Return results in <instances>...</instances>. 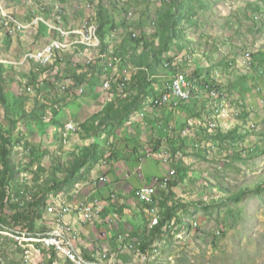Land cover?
<instances>
[{
  "label": "rangeland",
  "instance_id": "1",
  "mask_svg": "<svg viewBox=\"0 0 264 264\" xmlns=\"http://www.w3.org/2000/svg\"><path fill=\"white\" fill-rule=\"evenodd\" d=\"M8 1L11 2L12 0H1L0 4L8 12H13L14 16H16V12L11 11L6 6ZM60 1L62 2V0H57V2L55 0H14V3L19 5L18 16L24 17L27 16V12H32L34 7H41V5H43V12L48 13L50 5L55 2L51 7L53 11L52 21L57 22L59 18L65 21V14L57 12V3H60ZM173 1L69 0L72 3H70L71 5L66 4L67 1L64 2L66 23L67 27H72L71 25L74 27L65 28L67 30L79 29L78 27L81 26L84 20H87L86 22L94 20L98 23L99 16L89 17V15L94 11L98 13L100 5H104L105 8L110 10L108 11V16L113 19L116 31L113 30L115 36L111 33L108 37V44H111L112 47L107 51H103L102 48L100 54H108L112 58L110 59L111 62L118 66L119 63L114 58L115 49L117 47L120 50L124 46L132 49L126 45V42L129 41L128 39L133 34L137 35V37L133 35L134 38L143 40L138 45V56H143L145 53L153 56L156 52H162L160 24H162L161 20H165L166 23L169 5ZM192 1V11L184 13L174 11L172 15L170 14L172 20L179 18L183 20L180 28H184V40H175L174 43H170L169 51L163 53L162 57L165 62L169 60L173 62L165 63L162 69L159 67L158 78L152 79L153 77H151L150 82L153 92L156 94L158 88H162L163 84L167 85L170 76L176 73L191 75L197 67L202 70L215 68L217 72H213V77L216 80L214 81L222 84L220 93L229 98V109L225 113V118L222 117L220 112L221 100L211 98L205 99L204 101L207 102L201 103V106L205 105V110L202 111L206 112L208 109L210 111V116L203 114L198 119L199 126L205 124V132L199 128L196 130L197 133L193 130V134L180 138V141L175 144L179 145L184 140L188 147L185 151H179L181 155L176 157L171 165L166 166L169 170L173 167L176 168L179 174L172 180V183L175 182L176 184L168 189L172 200L182 207L178 216L185 220L187 224L191 222L194 228L189 229L187 227L184 229L178 226V229L171 235L163 238L158 237L157 239L154 237L153 239L150 230L153 226L158 225L160 221V209L157 207L148 215L149 219L151 217V222L147 221V217L144 215V218L140 215L135 217L133 214L134 210L124 212V209H127L131 195L129 197L119 195L114 201L118 205L121 204V207L117 208V205L114 207L118 211L114 215L115 222L107 228L97 229L94 234L80 235L82 251L89 249V247H94L100 253L105 252L111 255V264H264V190L262 193L255 191L258 186H264V83L261 82L262 78H264V0ZM83 5L85 8L80 10ZM258 9L260 10L257 11ZM130 10L133 11L134 15L131 19H128L127 12ZM38 18L42 19L43 16H37V13H30V20ZM256 18L258 19L256 20ZM39 22L26 32H19L15 38L8 36L12 38V41H9L5 30L0 26V59L5 62V64H2L4 66L3 78L5 82L0 90V131L8 132L14 130V142L17 138L22 140L21 145L16 143L13 149L12 160L14 162L22 165H30L36 162L32 165L33 171H36L38 166L41 165L51 174L53 170L52 163L57 159V156L52 157L47 146L55 140L54 143L60 144L58 142L60 139L57 140L56 135L52 133L51 125L47 128L42 126L44 129H40L36 123L39 118V115H37L39 112H41L40 116L43 117L42 122H52L53 111L46 110V112H42L41 110H36L34 114H30V107L35 102L37 94L28 95L26 93L27 76L32 75L36 65L25 63L24 57L29 51L40 50L53 38L51 35L47 40L45 33L40 32L41 34H39L38 30L32 31V29H37L39 26H44L43 22ZM22 23L26 26L31 24L28 22ZM48 23L50 24V22ZM45 27L48 29L47 26ZM51 33L56 35L51 40L52 42L58 38V35L54 32ZM178 44H180L179 47L177 46ZM179 48H182V51ZM87 52L92 53L87 54V57L97 58L99 55V53ZM247 52H250L253 58V67L250 70L244 66L247 60ZM118 55L123 57L124 61L127 60L129 62L131 59V56H125L122 50L119 51ZM75 56L77 55L66 54L64 56L65 60L61 62L62 64L58 70L53 69L51 73H60L61 68L74 67L73 64L77 65L78 63L73 60ZM116 58L118 59L119 57ZM69 59H71L72 63L69 62ZM128 64L132 66V63ZM81 65L87 66L86 63H81ZM135 69L148 71L144 67H135ZM83 70L80 69L79 71ZM256 70H258V79L255 74ZM135 71H129L131 78L134 76ZM110 78L113 83L114 77ZM97 80L96 87L99 85L102 87L97 92V95L101 97L105 94L107 99L110 94L103 91L105 79L100 77ZM193 81L197 82L198 91L202 98L207 93V97H209L210 90H214L212 85H199L198 78ZM207 84H213V82H208ZM131 85L138 86L137 78L132 79ZM46 87V89L42 90V98L44 96L50 100L54 98L58 101L67 97L61 91L60 83L57 84V88L49 85ZM27 91L29 93L32 92V86L27 87ZM118 92L121 96H124L123 90ZM137 94L138 90L136 89H131L127 92V95L132 97ZM85 95V93L79 95L80 99ZM253 95L257 98H255L256 103L253 101ZM148 98H151V96H148ZM25 99L31 101L25 105ZM80 99L74 100L72 104L79 102L78 105H80ZM150 100L147 101L150 102ZM195 100L200 99L197 98ZM202 101L200 100L199 102ZM191 108H193L191 112L194 113L196 111L195 107L192 105ZM24 109L29 111L26 117L21 116ZM53 110H56V108ZM65 110L64 113H61L62 118L72 119V114L69 113L71 110L74 112L72 106L70 109L65 107ZM152 110L149 108L146 111L147 115L148 113L151 115L154 112ZM239 113L240 115L237 117L236 114ZM157 118L160 119L159 116ZM139 120L142 121L143 119L137 117L136 112H133L129 121L117 125L113 131L102 132L100 141L106 144L108 151L113 152L114 156L117 157L119 155L123 156L124 151H121V149H124L127 145L134 148L138 140L142 139H147L146 141L156 144L157 135H160L161 131L165 128H168L169 132L171 131V126H168L170 125L169 121L164 120L163 125L160 127L161 130L156 128L155 131H152L148 127L146 129H148L149 133L147 131L146 134L140 133L139 127L144 125V122ZM144 121L146 120L144 119ZM158 123H161V121ZM182 126H178L179 130L177 133H182L184 130L181 129ZM238 126L240 127L237 134L247 132L244 133V140L240 141L238 145H232L230 141L222 144L215 138L217 130L220 129L227 134L234 131ZM132 127L133 131H130ZM109 132H111L110 135H108ZM64 136L65 133L62 137L63 143ZM69 139L70 137H68V144L65 147L69 145ZM107 140L109 141L108 144ZM92 141L93 138L84 140L83 143L80 142L79 144L90 145ZM167 145L170 147L169 143ZM35 147L40 148L38 151L41 153L38 154L37 152L35 158H33L30 151ZM68 152L72 151L68 150ZM73 152L74 155L72 157L67 155L66 161L72 160L79 153ZM121 159L118 158V161ZM30 175L29 172H23L22 174V176L31 178ZM62 175L64 176V174H61V178H63ZM88 182L89 180L85 178L82 183ZM109 187L113 189L111 186ZM243 188H249L253 191L244 195L239 203L226 200L231 194ZM66 195L68 196V193ZM60 196L53 197L51 203L46 205L45 222L51 223L55 212L50 213V207H52L53 201L57 197L63 199ZM71 200V197L68 196L66 202ZM215 200L220 204L219 208L206 210L205 205H209ZM139 209L142 211L144 206L140 204ZM9 212L6 209V214H9ZM122 221L131 223L138 231V238L132 239V241L128 237L125 240L120 238L123 241L114 239L119 235L126 236L124 230H122ZM102 231L106 232L103 236L101 235ZM27 234L24 233L21 236L7 228L0 231V264H27L24 254L33 252V249L40 246L42 255L50 251L43 249L42 244L32 241L31 236ZM11 240L13 242L17 241L16 243L24 249L23 256L19 254ZM130 243L131 248L128 246ZM143 243L148 248V255H144L141 251ZM57 256L62 257V262L65 264H71L63 258L64 256ZM42 260H44L43 256H36L33 253L30 264H41Z\"/></svg>",
  "mask_w": 264,
  "mask_h": 264
},
{
  "label": "trees",
  "instance_id": "2",
  "mask_svg": "<svg viewBox=\"0 0 264 264\" xmlns=\"http://www.w3.org/2000/svg\"><path fill=\"white\" fill-rule=\"evenodd\" d=\"M111 1V0H107ZM188 2V3H187ZM125 9V8H124ZM193 9V1L192 0H174L169 5V11L168 16L165 20H161L162 24L161 26V44H162V52L161 53H155L153 56H150L149 54L145 53L143 56L137 55V49L138 45H140L143 40L134 38L133 35L130 36L128 39L129 41L126 42V45L129 46L132 49H129L127 47H122V49L119 50V48L113 47L115 49V57L123 58L119 54V51L122 50L125 56H131V59L129 62L132 63V66H135L136 68H146L148 72H145L144 70H136L134 72V76L131 78L129 83L127 84V87L125 89H122L124 92V96H121L118 91H120V82L122 77L120 79L117 77V75L113 79L112 83V90L109 91L110 99L107 101V104L105 105L104 109L98 113L90 117L85 123L80 124L79 130L74 135H79L81 139L83 140H89L93 138L92 144L90 145H82L79 149V153L75 156V158L72 160L69 159L66 161V156L72 157L74 155V152H64L59 153L60 150L63 149L64 143H63V130L65 128V125L67 122L61 121L60 119H57L59 115V109L57 105L59 104L57 100H50L49 98L41 97V94L43 93L42 90L46 89L47 85L53 88H57V84L60 83L63 84L67 80H72L74 82V86H71L70 89L64 93L67 96L74 98L78 95H76L75 90L84 83V79L86 76L90 74V72L93 74H97V78L102 77L105 79V74L103 72L102 63L103 60H99L98 63L95 66H85V65H79L77 64V69H81L82 75H78L77 72L74 73V75L71 78H67V75L64 74V72H60L57 75H54L51 73V70L59 68L61 65V62L64 61V57L61 58L57 64L51 68H42V70L37 71V66L34 67L32 71L31 76H27L26 81V93L29 95L37 94L35 99V104L32 103L30 107V114H34V111L41 110L42 112L46 110L53 111L52 116V122L45 123L42 122V116L41 112H39V118L37 120L36 125L39 126L40 129L47 128L49 125L51 127H54L57 130L56 138L60 144V148L57 150H48L50 151L49 154H51L52 157L57 156L52 163L53 170L51 171V174H49V171H47L43 166L39 165L36 171H33V164L30 165H22L17 164L12 160V153L13 149L15 147V144L22 143V140L17 138L14 142L15 134L13 133L14 130L4 132L3 130L0 131V231H3L5 228L10 230H18L21 233L23 231H27L29 233H36V232H44L47 229V222L44 220L45 216V209L46 205L48 203H51L52 198L55 196H65L66 193H70L74 190V188L81 184L83 181H85V178L87 180L91 177L92 169L103 163L110 162L115 156L113 152H109L107 149V145L103 144L100 141L101 133L104 131H113V129L117 125H121L127 121H129V118L133 114V112H136L138 110H141L144 106L145 100L148 96L154 97L157 96L153 92L152 84L149 80V75L154 76L159 73V67L160 69L164 67L165 63H172V60H169L167 62L164 61L162 54L169 51L170 43H174L175 40H184V28H180L183 20L177 19L172 20V15L174 11L179 13L184 12H190ZM258 9L257 11H259ZM109 9L105 8V6L100 5V8L98 10V16H99V33L102 41L104 42L103 51H107L110 49L111 44H108V37L110 36L111 32L113 30H116L115 24L111 16H108ZM258 18H256L257 20ZM43 31V30H42ZM44 33V31H43ZM9 37V41H10ZM178 47L180 44L177 45ZM186 46V45H184ZM182 51V48H179ZM119 50V51H118ZM124 61V60H123ZM69 62L72 63L71 59H69ZM57 67V68H56ZM213 69H207L202 70L198 69L196 72L191 74L189 77L191 79H197L200 84H204L207 82H213L215 83L214 75L211 71ZM3 72H4V66L0 64V90L2 89V84L5 82L3 78ZM48 73L52 78H49L48 81H46L45 85L41 87H36L37 81L39 80L40 76ZM85 73V74H84ZM215 73V72H214ZM132 76V75H131ZM137 78L138 86H132L131 81L132 79ZM199 84V85H200ZM22 85V84H21ZM35 87V91L33 93H29L27 91V87ZM130 86V87H129ZM138 90V94L136 96H128L127 92L130 90ZM50 91V90H48ZM126 94V95H125ZM112 97V98H111ZM205 99H208L207 95L204 94V97L201 99L202 102H199L200 100H191L188 103L182 104L177 110L178 114L181 118L185 119L186 122L183 124L181 129L187 130L189 129L193 134V128L189 127V121L190 120H197L202 117L203 114H206L207 116H210V111L204 112L202 110H205V105L201 106V103L207 102L204 101ZM23 101V100H22ZM31 100L25 99V105L26 103L30 102ZM52 101V102H51ZM195 101V102H194ZM194 102V103H193ZM195 107L196 111L192 113L191 106ZM56 108V110H53ZM171 110V109H169ZM28 110L24 109L21 113V116H27L29 113ZM144 119V118H143ZM42 123H39V122ZM51 121V120H50ZM173 121H170V123ZM42 124V125H41ZM34 125V124H33ZM44 128H43V127ZM42 127V128H41ZM239 127H236L234 131L229 132L226 134V132H222L220 129L217 130L216 139L217 141L221 142L222 144L226 143L227 141H230L232 145H238L240 141L244 140L246 131L243 134H237L239 131ZM200 130L205 132L206 126L205 124H202L200 127ZM166 129V128H165ZM168 131V128L166 129ZM178 127L175 128V126H172L171 128V135H172V141L171 139L168 140L170 150L174 154V158L178 156V153L185 151V149L188 147L186 142L183 140L180 142L179 145H176L175 143H178L180 141V138L183 137L182 133L178 132ZM199 130V131H200ZM197 133V131L195 130ZM209 132V129H208ZM111 132L108 133L110 135ZM199 133V132H198ZM202 134V133H201ZM113 135V134H112ZM109 141L107 140V144ZM21 145V144H20ZM27 145V144H25ZM30 149V148H28ZM40 148H32L31 149V156L35 158L36 153L40 154L39 152ZM159 148H155V150H158ZM180 151V152H179ZM43 153V152H42ZM65 156V157H64ZM173 169L176 170L177 175L178 171L176 168L173 167ZM23 172H29L31 175L29 178L28 176H22ZM61 174H64L63 178H61ZM173 182V181H172ZM170 183V186H174L176 183ZM264 185V183H263ZM169 189V188H168ZM168 189L165 190H158V196L156 201V206L160 209V221L158 225L153 226L150 230L151 236L154 239V237L157 239L158 237L163 238L167 235H171L175 230L178 229V226L183 227L186 229L187 227L189 229H193V224L189 222L186 223L185 220H182L179 216V210L182 209V207L178 206L175 201L172 200L171 193H169ZM264 190V186L260 187L258 186V189H255L256 192L262 193ZM253 190L249 188H243L240 189L238 192L231 194V196L226 199L228 201H233L235 203H239L244 195L247 193H251ZM117 195V194H116ZM115 200H112L114 202ZM141 204V203H140ZM143 205V204H142ZM218 201H212L211 204L205 205V209L209 210L211 208L218 209L219 208ZM144 209L142 210V215L146 216L147 221L151 220L149 219V213L145 215V212H149L151 209L150 206L143 205ZM6 209H8L10 212L9 214H6ZM116 209V208H114ZM118 212V211H117ZM144 212V213H143ZM116 213V212H115ZM231 215V212H229ZM233 213V212H232ZM112 211L109 208H106L105 210V216L111 215ZM114 216V215H113ZM233 216V215H231ZM119 218L122 219V217L119 216ZM151 218V217H150ZM43 223V224H41ZM124 234L126 237H128L129 240L132 241V239L138 238V231L134 230L132 233L128 234L124 231ZM116 241L118 240L117 238ZM10 241V239H9ZM12 244L16 247L17 251H19V254L23 256L24 249L19 246L16 242H13L11 240ZM91 252L87 251L86 249L83 251L84 257L88 260L92 259L94 255L98 253V249L92 247ZM141 251L144 253V255H148V248L146 244L141 245ZM111 257V255H109ZM58 256L52 252L47 251L45 252L44 261L41 264H57L58 263ZM47 261V262H46ZM70 263V262H69ZM72 264V263H71Z\"/></svg>",
  "mask_w": 264,
  "mask_h": 264
},
{
  "label": "crops",
  "instance_id": "3",
  "mask_svg": "<svg viewBox=\"0 0 264 264\" xmlns=\"http://www.w3.org/2000/svg\"><path fill=\"white\" fill-rule=\"evenodd\" d=\"M65 1H67L66 4H68V5L72 4L71 2H69V0H62L63 4ZM55 2H57V0H55ZM7 3H6V6L8 7V9H10L11 11H15L19 15V9H18L19 5H16L14 3V0H12L11 2L8 1ZM53 4L50 5V7H49L50 10L45 16L47 19H52L53 11H52L51 7L53 6ZM77 7L79 8V6H77ZM83 7H85V6L83 5ZM86 8L88 9V7H86ZM64 14H65L64 19L66 21L67 20L66 19V13H64ZM34 15H36V14H34ZM84 22H85V20L81 23V25ZM45 26H47V25L44 24L43 27L39 26L37 29L36 28L32 29V31L38 30L37 32H39V34H41L40 32L43 33V31H44L45 36H47V40L50 38L51 35L53 36L52 39H54L56 37V35L51 33L52 31L48 26L47 27L49 30ZM71 26L74 27L73 25H71ZM72 27L68 26L67 28H72ZM32 31H30V32H32ZM6 37L9 39L8 36H6ZM11 39H10V41H12ZM51 40L48 43H50ZM48 43H46V44H48ZM80 51L81 50H72L66 54H76L78 57L79 56L87 57V54L90 53V52H87V50H82L83 54H81ZM91 52H93V54L97 53L94 51H91ZM113 52H114V50H113ZM90 54H92V53H90ZM91 56H93V55H91ZM98 57H99V55H98ZM114 58L116 59V61L118 63L119 62H124V63H122L123 66H121L120 70L113 69L110 71V73H112L113 77H115L117 75V77L120 79V77H122V74H124V72H126L128 69L136 70L134 66H131L128 64L131 62H128L127 60L123 61V58L117 59L115 57V53H114ZM99 59L102 60L101 58H99ZM64 60H65V58H64ZM80 63H78V64L81 65ZM104 64L105 63H102L103 72H105V70H106ZM73 65H74V67H68L67 66V67L61 68V72H64V74L67 75V78H71L75 72H77L78 75H82V71H79L80 68L77 69L78 65L77 66H76V64H73ZM86 65L91 66L90 63H86ZM195 67H197V66H195ZM65 68H66V70H64ZM198 69L199 68L197 67L194 72H196ZM208 69H211V68H208ZM40 70H42V68H39V70H38V67H37V71H40ZM56 70H58V68ZM211 72L213 73V72H217V71H215V68H214V70ZM110 73L108 75H106V73H104L106 76L105 80H106V78L110 77ZM55 74H56V72H54L53 75H55ZM255 74L257 75L256 77L258 79L259 78L258 77L259 76L258 70H256ZM168 75H170V73H168ZM48 76H50V75L48 73H45V74L41 75L40 78H47ZM149 77H153V79H154L155 77L158 78V75H154V76L149 75ZM170 79H171V76H170ZM170 79L168 80L167 85L169 84ZM96 81H98L97 80V74H94V73L92 74L90 72V74L88 76H86V78L84 79V81H83L84 83H82V85H81V86H84L85 89L88 88L85 90V94H86L85 96L81 97V99H80V96L78 95V93L76 91L77 89H76L75 93L78 96H76L75 98L73 96H71V97L67 96V97H64L63 99L58 100L59 104L57 105V107H60V109H59V115H58L57 119L62 118L61 113H64L66 111L65 107H69V109H70L71 106L74 110V112H72V110H71L72 113L69 111V113L72 114V119L68 120V119L62 118V119H60L61 121H65L67 123L74 122L80 126V124L85 123L93 115L100 113L104 109L105 105L107 104V101L110 99L109 98L110 95L108 96L107 99H106L105 94L101 97L98 96L97 92H99V89H102V87H101V85L96 87V84H97ZM261 82L264 83V78H262ZM37 84H38V81H37ZM167 85L163 84L162 88H158V90H157L158 95L151 97V98H148L147 100L149 101L152 98L159 97V95H161L160 93L168 88V87L166 88ZM255 98H256V96L253 95L254 103H256V99H257V98L255 99ZM76 99L81 100L80 105H78L79 102L77 104H72V102ZM147 100L145 102L146 104L144 103L143 109L136 111V116L139 118H141L142 114L144 115V112L146 114V117L144 119L147 122L144 121V119L142 121L139 120L141 122H144L143 123L144 125L139 127L140 133H144V134H146L147 132L149 133L148 129H146L148 127H150V129H152V131H155L156 128H160L163 125L164 120H168L169 123H170V121H173L170 123V125H168V126H171V128H172V126H175V128H176L180 125H183L186 122V120L183 119L184 117L181 118L177 111L169 110V109L168 110H154L153 109L152 111H154V112L151 111L152 114L149 115V113H148V115H147L146 111L149 109V106L146 107V105L148 103ZM158 116L160 117V119L157 118ZM160 121H161V123H158ZM132 129H133V127L130 128V131H133ZM160 130H161V128H160ZM52 131H53L52 132L53 134L57 135L58 132L54 127H52ZM64 133H65V131L63 130V134ZM161 134L164 136H162ZM161 134L157 135L158 139L155 141L156 144H154V142L146 141L147 139L138 140V143L135 145L134 148L130 145L128 147V145H127V146H125L124 149H121V151H124L123 156L119 155L117 157H114L110 163L104 162V164L101 163V164L95 166L92 169L89 182L88 183H81V184L77 185L74 188V190L68 194V196H70L72 199L70 202H66L68 200L67 195L64 196L67 200L64 197L60 196L61 198H63L64 201L66 200L65 202L63 201V203H66V204H71V202L76 203L78 201L84 200L87 197L102 198V199L108 201L109 204L107 205V207H103V211L100 214V216H98V217H104L106 208H109L112 211V214L108 215L105 220L115 221L113 215H115V212L117 211V209H114V207H116V205H117V208L121 207V204L118 205L117 202H112L111 200H109L111 194H117L118 197H119V195H123L126 197H129V195H131V197H129V201H128V204L126 207L127 209H124V212H126L127 210H134L133 214L135 217L139 216V215L143 217V215L141 214L142 211L139 209L140 203L137 202L134 198V191L139 187H142L144 185L149 184L155 176L166 175L169 172V169L166 168V166L163 165L161 162H159L155 159L147 160L143 164H141L139 162V155L144 154L148 150H150V152L158 153L160 149L168 147V145H167L168 140L172 138L171 132L169 133V131L167 132V130L164 129L163 131H161ZM72 135L73 134H71V137L69 139V145L67 147H65V145H64L63 149L60 150L59 153H61V152L64 153L65 151L68 152V150H70L72 152L73 151H76V152L79 151L80 147L82 146L79 143L80 142L83 143L84 140L81 139V137L79 135H74V136H72ZM76 139H77V141H76ZM54 142L50 143V145L47 146V147H49L50 150H53V151L56 149L58 150L60 148V145L57 142L56 143H54ZM151 145H152V147H150ZM155 148H159V149L155 150ZM169 149H170V147H169ZM119 153H121V152H119ZM66 158H67V156H66ZM74 158L75 157H73V159ZM118 158H122V159L120 161H118ZM103 177L107 178V180H108L107 184H103L101 182L95 184L97 181H99ZM109 186H111L113 189H111ZM146 214H148V212ZM71 218H70V220H71V222L73 220L72 223H74V225L76 226V229L79 232V236L80 235L86 236L87 234H91V233L94 234L97 232V229L99 230L102 228L104 229V228L109 227V225L104 220L103 221H97V222H95L91 225H88V226H80L78 224V220L76 217H71ZM150 220H151V218H150ZM122 223H123L122 224V227H123L122 230L125 231V223H127V222L122 221ZM128 223H130V222H128ZM80 227H83V228H80ZM134 230H136V229L134 228ZM109 232H111V231H109ZM104 234H106V232L102 231L101 235L103 236ZM123 239L125 240L126 238H123ZM80 241H82V240L80 239ZM120 241H123V240L120 239ZM91 248L92 247H89V249H86V250L89 251V253H90ZM99 255H101V254L94 255L92 259L96 258Z\"/></svg>",
  "mask_w": 264,
  "mask_h": 264
},
{
  "label": "built area",
  "instance_id": "4",
  "mask_svg": "<svg viewBox=\"0 0 264 264\" xmlns=\"http://www.w3.org/2000/svg\"><path fill=\"white\" fill-rule=\"evenodd\" d=\"M85 7H80V9ZM87 9V8H86ZM57 12H63L66 13L64 4L60 1V3H57ZM31 13H37V16H43V21L50 22V26L53 25H62L64 27H67L66 21L64 22H55L52 21V19H47L45 16L47 12H43V5L41 7H34L32 9ZM134 13L133 11L127 12L128 19H131L133 17ZM90 16H98V13L96 11L91 12ZM3 21L6 22V33L7 28L9 27V24L16 23V22H28V23H35V20H30V13L27 12V16L19 17L16 13V19H7L5 16H3ZM87 21V20H86ZM85 21V22H86ZM85 22L78 28H82L85 31ZM37 24V23H35ZM99 25V18L98 23ZM97 27V26H96ZM116 31V30H115ZM88 33V32H87ZM115 36V32H111ZM135 37H137L136 34H133ZM12 38H15V35H7ZM51 55H60V59L62 58V52L56 51L55 46L51 45L50 47H42L40 50H34L29 51L25 55V63H30V60H47L49 59V56ZM253 58H250V52H247V61H250ZM74 62L76 63H90L91 66H95V64L98 62V58H91V57H77L75 56L73 58ZM80 63V64H81ZM231 65V64H230ZM122 66V62H119L118 66H111L107 65L106 70L104 73L108 75L111 71V69H118L120 70ZM130 69H128L124 74H122V79L120 82V89H125L127 87V84L131 80V77L129 75ZM135 71V70H131ZM148 72V71H145ZM58 73L56 72L55 75ZM54 76V75H53ZM190 75H172L169 86L166 90L162 91L161 94V101L160 102H148L147 106L149 108L154 110H177L182 104L188 103L193 99L199 98L202 99L200 94H196L191 92V87H188V78ZM49 78H52V76H48L47 78H39L38 80V86L41 87L45 85L46 81L49 80ZM151 77H149V80ZM153 79V78H152ZM200 85H212L214 87V94H215V100H221V109L220 112L222 113V117L225 118V113H227V110L229 109V98L224 96L222 93H220V86H222L221 83H215V84H200ZM71 86H74V82L72 80H67L64 84H61V91L63 93H66ZM111 87V85L108 84V82L103 83V91L106 93V88ZM34 86H32V92H34ZM78 95L85 93V88L83 86H80L77 88ZM237 117H239V114H236ZM146 114L144 112V115L141 116V118H145ZM75 125L77 123L69 122L65 125V136H64V143L65 145L68 144V137H71V131L74 129ZM189 127L193 128L195 130L199 129L198 125V119L197 120H190L189 121ZM170 133V132H169ZM192 132L187 129L182 131L183 137H187ZM181 154L178 153V156ZM177 156V157H178ZM155 159L159 162H161L165 166H169L173 163L175 160L173 152L169 149V147L160 149L158 153H151L150 150L145 152L142 155H139V162L143 164L147 160ZM140 164V165H141ZM177 177V172L175 169L171 168L169 172L164 176H155L151 182L147 185H144L142 187L137 188L134 191V198L137 202L150 206L151 209L149 210V214L157 208L156 201L158 196V190H165L169 188L170 183L172 180H174ZM103 183L107 184L108 180L106 177L101 178L97 183ZM118 196L116 194H111L109 200H116ZM74 207H78L79 209H83L84 216L86 217V225H91L97 221H105L108 225L113 224L115 221H107L106 216L104 217H94V210L97 209V207H107L109 204L108 201L98 198V197H87L84 200L78 201L76 203H73ZM49 205V203H48ZM54 212H67L64 207H60L57 205L56 207H50V213ZM43 224V223H41ZM83 228V227H80ZM24 233H29L27 231H23ZM39 233V232H36ZM40 233H50L51 234V241L48 243H56L57 248H68L69 253H73L75 255L81 256L82 262H87L88 264H93L92 259L88 260L84 257V253L81 250L82 241H79L76 236H72L69 234V232L65 229H63V225H57L55 223H47V229L44 232ZM120 238H126L124 235H119L118 239ZM128 246L131 248V243L128 244ZM36 256H45L42 255L41 246L39 248L33 249V252H30L28 254H24V259L27 261V264H30V261L32 259V254ZM97 254H102L103 256H108L105 252H98ZM58 263L57 264H65L62 262V257H58ZM44 260H42L43 262Z\"/></svg>",
  "mask_w": 264,
  "mask_h": 264
},
{
  "label": "bare ground",
  "instance_id": "5",
  "mask_svg": "<svg viewBox=\"0 0 264 264\" xmlns=\"http://www.w3.org/2000/svg\"><path fill=\"white\" fill-rule=\"evenodd\" d=\"M3 16H5L7 19H16V16H14L13 12H8L0 4V26L5 30V33H6V22L3 21ZM39 21L46 24L51 29L52 32H54L58 35L57 36L58 38L56 40L52 41L51 43H49L45 47H50L51 45H54L56 51L62 52V58L64 57V55L66 53H68L72 50H81L80 51L81 54H83L82 50L94 51V52L99 53V58H101L103 60V63L105 61V64H104L105 68L107 65L116 66L115 63L111 62L110 59H112V58H110V56L108 54H100L101 49L103 48V42L99 36V25H97L96 21L90 20V21L86 22L85 23V31L82 28L75 29V30H67L62 25L50 26V24L48 22L43 21V18L42 19L41 18L35 19V23H38ZM57 22H63V21L61 20V18H59ZM35 23H31L29 26H26L22 22H16V23L9 24V27L7 28L6 34L17 36V34L19 32L22 33L23 31L26 32L27 30H29L31 27H33L35 25ZM250 58H252L251 55H250ZM59 60H60V55H51V56H49L48 61L47 60H30V63H34L38 67V70H39V68H49V67L53 66L54 64H56ZM0 64H5V62L0 59ZM244 66L250 70L253 67V60L252 59L250 61L246 60ZM168 67H170V66H168ZM111 70H113V69H111ZM175 75H187V73H180L179 72V73H176ZM110 77H113L112 73H110ZM110 77L106 78V80H105V82H108V84L111 85V87L106 88V92H109L112 90V79ZM196 83H195V81L191 80L190 77L188 78V87H191V92L196 93V94H200V92L198 91V86ZM201 90H202V88H201ZM209 93H210V96L208 97V99H211V98L214 99L215 98L214 90H212V91L210 90ZM207 95H208V93H207ZM201 97H202V95H201ZM160 101H161V95H159V97H156V98H153L150 100V102H160ZM218 106H220V105H218ZM78 130H79V125H75L74 129H72V131H71V134L77 133ZM64 131H65V128H64ZM63 201H64L63 199H60L58 197H57V199H55L53 201L52 207H56L57 205H59L60 207H64L67 212H55L53 215V219L51 220V223H55L57 225H63V229L67 230L70 235L76 236V238L80 241L79 232L76 229V226L74 225V223H72L73 220L71 222L70 218L76 217L78 220V224L80 226H85L86 225V217L84 216L83 209H79L78 207H74V204H72V203L71 204L63 203ZM102 211H103V207H97V209L94 210V217L100 216ZM12 231H13V233H17L18 235H21V236L24 234V232L21 233L18 230H12ZM27 235L31 236V238L33 239L32 241H35V242L42 244L43 249L50 250V251L54 252L56 255L64 256L63 258L67 262H70L72 264H88L87 262H82L81 256L75 255L73 253H69L68 248H57L56 243H48L51 241V234L50 233H28ZM111 260H112V258L109 257V255L103 256L101 254V255L97 256L96 258L92 259V263L93 264H111Z\"/></svg>",
  "mask_w": 264,
  "mask_h": 264
},
{
  "label": "water",
  "instance_id": "6",
  "mask_svg": "<svg viewBox=\"0 0 264 264\" xmlns=\"http://www.w3.org/2000/svg\"><path fill=\"white\" fill-rule=\"evenodd\" d=\"M134 231V228L133 226L130 224V223H125V232L130 234Z\"/></svg>",
  "mask_w": 264,
  "mask_h": 264
}]
</instances>
